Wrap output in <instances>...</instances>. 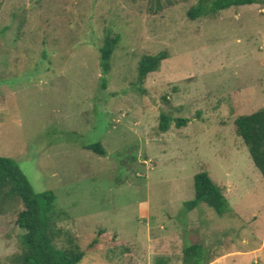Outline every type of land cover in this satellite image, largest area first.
<instances>
[{"label":"rangeland","instance_id":"rangeland-1","mask_svg":"<svg viewBox=\"0 0 264 264\" xmlns=\"http://www.w3.org/2000/svg\"><path fill=\"white\" fill-rule=\"evenodd\" d=\"M198 2L0 0V156L55 193L75 244L102 232L80 264H183L195 243L213 262L264 264V178L234 128L264 109V4L192 20ZM107 34L121 41L104 87ZM163 51L139 82L141 57ZM162 113L186 126L161 132ZM100 142L104 156L84 148ZM201 172L227 198L223 216L186 211ZM21 210L0 211V264L21 253Z\"/></svg>","mask_w":264,"mask_h":264},{"label":"trees","instance_id":"trees-1","mask_svg":"<svg viewBox=\"0 0 264 264\" xmlns=\"http://www.w3.org/2000/svg\"><path fill=\"white\" fill-rule=\"evenodd\" d=\"M253 4H264V0H199L189 10L188 16L195 20L233 7ZM120 41V35L107 34L99 48L104 87L106 76L111 71L113 54ZM167 58L168 55L164 51L157 55H143L138 64L139 82H144L149 74L159 71L162 62ZM187 121L174 119L162 113L159 129L166 133L173 122H176L177 127H182L186 126ZM234 128L237 136L247 146L255 167L264 178V109L239 116L235 120ZM84 148L101 156L106 155L101 142L84 145ZM194 187L195 197L185 203L186 211L191 212L201 204H206L219 216H223L228 208V200L207 172H201L194 177ZM18 202L22 210L17 215L16 223L24 233L21 237V253L14 257L16 264H80L85 255L94 251L101 242L102 232H99L85 248L75 244V240L58 225L66 212L57 207L55 193L51 190L35 191L16 161L0 156V211L11 208ZM63 236L66 237V244L59 246L58 243ZM206 248L201 243L185 245L183 264H210L214 258L209 255Z\"/></svg>","mask_w":264,"mask_h":264},{"label":"crops","instance_id":"crops-1","mask_svg":"<svg viewBox=\"0 0 264 264\" xmlns=\"http://www.w3.org/2000/svg\"><path fill=\"white\" fill-rule=\"evenodd\" d=\"M258 250L260 251L261 249H258ZM215 257H216L215 258L216 260L214 262L212 261L210 264H225L226 255L220 256L219 254H217ZM182 259H183V254H182ZM182 263H183V261H182Z\"/></svg>","mask_w":264,"mask_h":264}]
</instances>
